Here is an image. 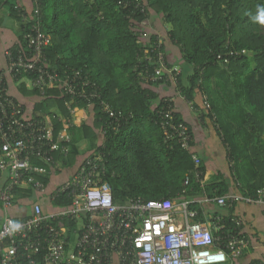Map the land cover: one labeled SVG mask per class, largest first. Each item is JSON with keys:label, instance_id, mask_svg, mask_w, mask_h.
<instances>
[{"label": "trees", "instance_id": "obj_1", "mask_svg": "<svg viewBox=\"0 0 264 264\" xmlns=\"http://www.w3.org/2000/svg\"><path fill=\"white\" fill-rule=\"evenodd\" d=\"M125 1L39 0L35 19L39 20V31L50 40L43 48L42 64L48 69L88 73L97 84L101 99L123 116L114 129V117L104 111L95 97L73 102L72 107L77 105L85 113L83 120L71 127L70 153L57 155L63 167L74 164L81 153L103 152L104 180L111 185L118 204L132 197H166L179 202L204 193L227 194L230 186L223 175L204 185L192 178L187 186L192 189L183 193L187 174L196 168L204 172L205 166L202 160L197 165L191 151L177 139L168 140L160 124L163 119L159 112L169 110L176 123L188 126L193 140L191 124L176 105L175 95L179 94L190 109L200 112V121L213 126L221 136L228 160L233 161L231 169L236 182L239 174L246 182L242 194L256 197L258 189L264 187V24L254 18L264 8V0H140L141 8L136 7L134 0L125 6ZM2 11L22 21L19 39L9 49L33 57L25 37L33 24L23 21L22 15L28 10L20 0H0V23ZM153 16L162 20L161 32L145 28ZM142 32L146 36H141ZM159 38L168 67L181 69L175 78H152L158 62L148 60L144 50L156 46ZM170 46L178 51V63L169 56ZM151 55L157 57L156 53ZM182 65L192 70L187 78ZM33 77L26 74L17 80L12 78L23 95L34 97L32 113L23 102L26 112L36 117L48 116L56 132L63 127V119L75 120L66 104L70 96L65 88H47L41 94L32 86ZM167 89L173 92L167 93ZM198 95L201 103L195 100ZM81 142L87 144L83 152L79 149ZM36 161L43 163L38 157ZM43 180L51 187L49 176ZM36 194L28 188L25 195L31 198L29 204L40 202L44 211L70 203L67 193L54 199L50 194L33 198ZM237 203L224 206L228 214L215 212L209 219L220 216L235 226L232 218L238 217L234 214ZM202 204L199 200L190 203V208L198 211V221L207 220ZM263 262L255 259L249 264Z\"/></svg>", "mask_w": 264, "mask_h": 264}, {"label": "built area", "instance_id": "obj_2", "mask_svg": "<svg viewBox=\"0 0 264 264\" xmlns=\"http://www.w3.org/2000/svg\"><path fill=\"white\" fill-rule=\"evenodd\" d=\"M130 2L127 0L124 5ZM134 2L141 8L140 0ZM32 3L31 11L22 15L25 22L33 24L31 33L25 37L34 55L27 58L20 51L7 49V65L0 70V182L3 183L0 264H226L241 258L252 245V239L241 231L242 227L239 229L242 222L238 217L232 218L235 226L228 225L220 216L215 220L198 221L195 219L198 211L190 208L189 200L178 202L166 197L149 200L132 197L123 204L116 203L111 185L104 180L103 152L86 156L71 177L49 190L43 177L49 176L52 180L64 168L57 155L70 153L71 127L78 124V120L82 121L85 113L71 104L95 97L104 111L114 117V129L123 116L101 99L99 88L88 73L48 69L42 64L43 48L50 40L39 31V20L35 19L39 0ZM141 36L146 34L142 32ZM161 45L162 38H159L156 46L144 50L148 60L158 62L152 78L165 75L175 78L181 69L168 67ZM151 53H156L157 57ZM26 74L34 75L32 86L40 89L41 94H45L47 88L63 86L70 96L66 104L75 120L63 119V127L56 132L48 116L36 117L26 112L23 102L8 91L6 83V76L17 80ZM159 114L166 138L177 139L183 148L190 150L192 133L188 126L176 123L169 110ZM192 156L199 165L200 157L195 153ZM37 157L43 163H38ZM204 175L200 168L190 171L183 193L192 189L187 187L192 178L204 185ZM28 188L39 195L50 194L53 199L67 193L70 203L44 211L40 202H34L30 213L11 215L8 210L20 208L22 200L31 201L25 195ZM203 201L220 206L237 202L264 203V187L258 189L256 197L229 193L207 195L199 202ZM13 223H18L20 228L13 229ZM221 254L223 260H219Z\"/></svg>", "mask_w": 264, "mask_h": 264}, {"label": "crops", "instance_id": "obj_3", "mask_svg": "<svg viewBox=\"0 0 264 264\" xmlns=\"http://www.w3.org/2000/svg\"><path fill=\"white\" fill-rule=\"evenodd\" d=\"M20 4L25 6V9H27L28 11L33 7L32 0H20ZM21 25L22 21L12 18L7 11L1 12L0 70L6 68V50L14 46L18 41L21 32ZM162 25V20H160V18H158L157 16H153V20H149L147 23H145V28H148V30H151V32H161ZM169 56L173 60V62L178 63L180 57L175 47H169ZM182 68L183 76L184 78H187L192 70L191 68L185 67L183 65ZM6 83L8 91L14 97L24 102L27 106L28 112L32 113L34 106V101L32 100V98L34 99V97H27L23 95L16 83L9 76H6ZM172 92V89H167V93ZM175 100L178 111L183 115V118H185L191 124L193 130V140L191 141L190 151L191 153L197 154L205 166V183L209 184L212 181L219 180V176L223 175L224 179L228 181L230 186L229 192L227 194L243 193V189H246L247 187L246 182L241 178L240 174L239 176H237L236 182V177L232 172L230 162L228 160L227 148L221 136L217 133L213 126H209L206 123L200 121V112L190 109V107L187 105V101L185 102L181 95L176 94ZM195 100L198 103H201L202 97L198 95ZM86 147V142H81L79 144V149L82 152L86 150ZM89 153L90 152L81 153L77 157V160L74 164L62 168L60 174H57L56 177L52 178L51 187L71 177L76 168L83 161V159L88 156ZM234 170L236 175V172L238 173V171H236V165ZM242 173L244 174L243 169L241 171V174ZM2 186L3 183L0 182V190ZM51 187L49 186V190H51ZM204 197H207V194H199L191 198L184 197L182 201H201ZM33 198H39V194H36V197ZM29 202L31 201H27L26 199H24L19 205L20 208L14 207L8 210V212L13 216L26 214L27 212L30 213L31 204H29ZM213 203L215 202H209V204H207L205 201H203L202 205L204 208V214L206 215L207 219L212 217V214H214L215 212L228 214V209L226 207L218 206L216 203V205ZM234 209V214L237 215L242 222L243 232L252 239V245L241 258L233 262H229L228 264H249L252 260L255 259L264 260V203L238 202L237 204H235ZM0 212H3L2 208H0Z\"/></svg>", "mask_w": 264, "mask_h": 264}, {"label": "clouds", "instance_id": "obj_4", "mask_svg": "<svg viewBox=\"0 0 264 264\" xmlns=\"http://www.w3.org/2000/svg\"><path fill=\"white\" fill-rule=\"evenodd\" d=\"M256 21L264 24V8L259 10V14L254 18ZM13 229H19L20 225L18 223H13L12 224ZM219 260H223L224 256L223 254L219 255Z\"/></svg>", "mask_w": 264, "mask_h": 264}, {"label": "rangeland", "instance_id": "obj_5", "mask_svg": "<svg viewBox=\"0 0 264 264\" xmlns=\"http://www.w3.org/2000/svg\"><path fill=\"white\" fill-rule=\"evenodd\" d=\"M77 114H79V113H77ZM80 121H81V120H79V123H80Z\"/></svg>", "mask_w": 264, "mask_h": 264}]
</instances>
